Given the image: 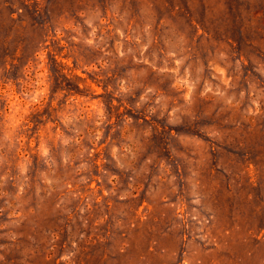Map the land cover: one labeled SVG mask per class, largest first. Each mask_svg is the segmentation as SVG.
<instances>
[{"label":"rangeland","instance_id":"obj_1","mask_svg":"<svg viewBox=\"0 0 264 264\" xmlns=\"http://www.w3.org/2000/svg\"><path fill=\"white\" fill-rule=\"evenodd\" d=\"M0 264H264V0H0Z\"/></svg>","mask_w":264,"mask_h":264}]
</instances>
